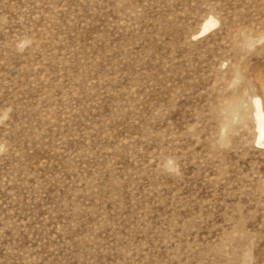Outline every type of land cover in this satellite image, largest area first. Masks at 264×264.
I'll return each instance as SVG.
<instances>
[{
	"label": "rangeland",
	"instance_id": "obj_1",
	"mask_svg": "<svg viewBox=\"0 0 264 264\" xmlns=\"http://www.w3.org/2000/svg\"><path fill=\"white\" fill-rule=\"evenodd\" d=\"M253 98L264 0H0V264H264Z\"/></svg>",
	"mask_w": 264,
	"mask_h": 264
},
{
	"label": "bare ground",
	"instance_id": "obj_2",
	"mask_svg": "<svg viewBox=\"0 0 264 264\" xmlns=\"http://www.w3.org/2000/svg\"><path fill=\"white\" fill-rule=\"evenodd\" d=\"M216 24H217L216 19L214 17L208 16L203 20L200 32L202 33L204 31H207ZM252 104H253V120L255 126L254 142L256 145L264 148V110L258 98H255Z\"/></svg>",
	"mask_w": 264,
	"mask_h": 264
}]
</instances>
